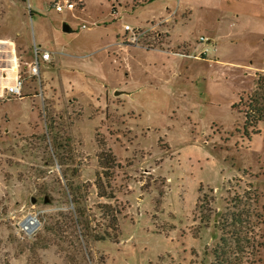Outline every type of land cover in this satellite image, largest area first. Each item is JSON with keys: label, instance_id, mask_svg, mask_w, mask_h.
<instances>
[{"label": "rangeland", "instance_id": "obj_1", "mask_svg": "<svg viewBox=\"0 0 264 264\" xmlns=\"http://www.w3.org/2000/svg\"><path fill=\"white\" fill-rule=\"evenodd\" d=\"M56 1L0 0V264H264V0Z\"/></svg>", "mask_w": 264, "mask_h": 264}, {"label": "built area", "instance_id": "obj_2", "mask_svg": "<svg viewBox=\"0 0 264 264\" xmlns=\"http://www.w3.org/2000/svg\"><path fill=\"white\" fill-rule=\"evenodd\" d=\"M59 12H63L64 10L68 9L70 11H74L76 8V4L70 2V0H60L59 2H55V6ZM117 16V14H115ZM87 26L83 25L82 29H86ZM88 29H91L88 28ZM125 31L127 33H130L131 40L133 42H136L139 38L135 33V29L132 28L129 25L125 26ZM206 39L204 37H201V41H205ZM16 54L14 53L13 56ZM53 53L49 51L41 50L37 45L34 46V63L30 68V76L36 77L40 75V69H41V63H49L52 61ZM13 65L11 67V70L15 72V76L12 79H8L10 84H7L5 90L7 94L14 98H23V88L25 86V81L20 75V66L18 64L17 58L13 60ZM7 70V69H6ZM4 78H7V75L4 76ZM39 226L38 220L35 218V216H31L27 218L23 222V230L28 232H31L33 229L35 230Z\"/></svg>", "mask_w": 264, "mask_h": 264}, {"label": "crops", "instance_id": "obj_3", "mask_svg": "<svg viewBox=\"0 0 264 264\" xmlns=\"http://www.w3.org/2000/svg\"><path fill=\"white\" fill-rule=\"evenodd\" d=\"M14 1H16V2H18V0H14ZM59 12V11H58ZM64 12V11H63ZM26 19H27V17L24 15V13H23V7H22V21L23 22H27L26 21ZM17 36L18 37H21V33L20 32H17ZM11 43H13L14 44V46H15V48H17L18 46V48L20 49V47H22V48H24V47H26V45H25V43H24V41H18V39H14V38H10V37H7L6 36V33L5 32H3V30L2 29H0V44H5L4 45V47L5 48H8L9 46V44H11ZM20 44V45H19ZM18 45V46H17ZM36 45V44H35ZM126 45V44H125ZM38 46V45H37ZM34 47V46H33ZM39 47V46H38ZM122 49H125V51L126 50H129L130 48H129V46L128 45H126V46H122L121 47ZM104 50V48H102V49H100V50H97L96 52H94L93 54H90V55H84V56H76V57H70V60H72L73 62H78V64H80V65H87L88 66V64H90L91 63V61L92 60H94L95 59V57H97V55L98 54H100L102 51ZM53 57V56H52ZM55 58V57H54ZM99 61V60H98ZM100 62V61H99ZM49 63H51V62H49ZM100 64H101V66H103L102 65V62H100ZM33 65V64H32ZM31 65V66H32ZM11 65L9 66V65H7L6 67H0V68H5V69H7V73H5V71L2 73V74H0V88H3V87H5V86H7V84H10V83H12V82H10V81H5V79H12L14 76H15V72L13 71V70H11ZM72 68H76L74 65L73 66H71ZM77 72V71H76ZM81 73H83L84 74V72L83 71H80ZM89 74H92V75H96V74H99V73H101V74H104V71L101 69L100 71H98V70H96L94 73H92L91 71H87ZM1 75H2V77L3 76H5V75H7V78H1ZM115 90V89H114ZM72 92H73V90H72Z\"/></svg>", "mask_w": 264, "mask_h": 264}, {"label": "trees", "instance_id": "obj_4", "mask_svg": "<svg viewBox=\"0 0 264 264\" xmlns=\"http://www.w3.org/2000/svg\"><path fill=\"white\" fill-rule=\"evenodd\" d=\"M257 76L256 89L253 92V95L249 98L251 101L249 106L251 107L252 112L258 115L259 120L264 121V74H257ZM253 103H255V105H253ZM233 108H236V104ZM250 121L253 120L250 119L249 112L246 111V128L250 125Z\"/></svg>", "mask_w": 264, "mask_h": 264}, {"label": "water", "instance_id": "obj_5", "mask_svg": "<svg viewBox=\"0 0 264 264\" xmlns=\"http://www.w3.org/2000/svg\"><path fill=\"white\" fill-rule=\"evenodd\" d=\"M64 31L65 32H73L72 28L68 25V24H64ZM36 200L34 199L33 202H35ZM46 202H48V200H46Z\"/></svg>", "mask_w": 264, "mask_h": 264}]
</instances>
